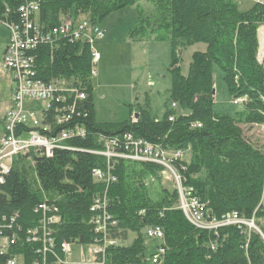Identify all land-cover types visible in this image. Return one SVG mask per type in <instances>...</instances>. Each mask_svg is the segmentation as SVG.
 <instances>
[{
  "label": "trees",
  "instance_id": "16d2710c",
  "mask_svg": "<svg viewBox=\"0 0 264 264\" xmlns=\"http://www.w3.org/2000/svg\"><path fill=\"white\" fill-rule=\"evenodd\" d=\"M28 1L0 0V20L18 23L17 9ZM139 1L42 0L34 21L42 32L67 16H82L100 24L109 14ZM148 1L153 5L152 20H146L149 30L156 38L167 39L171 52V83L160 117L153 116L148 107H139L137 118L97 121L86 43L57 38L30 51L35 79L64 82L86 94L85 100L75 102L70 121V126L83 124L86 135L69 139L65 148L54 150L50 157L32 151L18 154L4 176L0 231L15 234L16 249L10 253L21 255L17 264L55 261L51 251L42 253L40 242L27 240L26 230L42 212L40 204L54 208L52 213L59 218L50 227L56 255L61 256L62 242L93 243L89 208L98 194L101 199L105 194L107 210L116 221L115 226H108L107 235L118 241L106 248L104 264H152L151 249L157 243L145 238L143 229L149 225L160 226L163 233L160 244L165 251L156 264H264V239L255 229L246 225L216 230L194 227L179 209L175 184L162 166L111 158L115 181L106 185L92 177L95 168L107 166L106 157L93 153L104 148L99 138H121L131 133L166 151L188 153V159L183 157L173 165L206 204L210 218L235 212L239 218L252 220L264 233V151L243 129L264 125V67L256 60L257 29L264 24V4L241 11L239 0ZM145 29L133 28L129 36L142 38ZM197 43H203L205 49L191 54L188 72L183 75L181 53ZM214 66L223 74L230 100L243 99L235 105L233 116L213 110ZM165 173L171 185L163 184ZM130 234L134 238L126 243ZM8 257L0 255V264H6Z\"/></svg>",
  "mask_w": 264,
  "mask_h": 264
},
{
  "label": "built area",
  "instance_id": "2783aa9c",
  "mask_svg": "<svg viewBox=\"0 0 264 264\" xmlns=\"http://www.w3.org/2000/svg\"><path fill=\"white\" fill-rule=\"evenodd\" d=\"M40 1L42 0H29L19 6L17 12L20 20L18 23L0 20V23L9 30V42L2 56L1 67L11 73L14 82L9 106L2 116L0 185L3 183L4 176L9 173L13 160L18 154L32 151L34 154L50 157L54 150L65 148L69 139L86 135L83 124L73 123L70 126L72 115L76 111L75 102L85 100L86 94L64 82L45 83L35 79L34 55L30 51L37 44H51L57 38H66L70 42H84L90 50V75L95 77L94 66L100 59V53L95 45L104 38L105 31L99 23L91 22L82 16L76 18L67 16L59 25L42 32L34 21ZM250 1L253 4H264V0ZM257 40L256 60L262 64L264 63V24H261L257 29ZM242 100V98H237L232 100V103L239 106ZM174 106L175 104L172 105V107ZM169 119L171 120V117ZM193 126L200 127V124H193ZM99 141H103L104 148L93 151V153L106 157L107 166L104 169L95 168L92 171V177L96 182H104L108 185L115 181V176L111 172L112 165L109 162L111 158L154 163L165 168L173 178L179 196V209L194 227L201 230H216L218 227L226 225H246L254 229L255 225L252 220L248 222L239 218L235 212L227 213L220 219L209 217L206 204L195 196L193 187L184 182L173 165L175 161L182 160V150L169 152L161 148L160 145L134 137L131 133H125L121 138H99ZM261 204L264 209V187ZM40 208L42 212L36 223L26 230L27 240L40 242L43 254L51 251L55 255L53 264H104L106 248L118 243L117 240L107 235L108 226H115L116 221L107 210L105 194L102 199L99 194L96 195L90 205L88 223L93 227L94 242L84 244L87 246V252L79 253L80 258L77 262L72 261L69 257L70 243L62 242L59 245L61 256L54 253V239L51 236L50 227L59 218L52 213L54 208L51 206L40 204ZM143 233L147 240L157 243L151 249V262L156 264L165 251L160 244L163 238L162 229L158 225H149L143 229ZM260 234L264 239L262 232ZM15 246V234L7 235L0 231V255L8 254L9 256L6 259V264L18 263L21 255L10 253L11 250L16 249Z\"/></svg>",
  "mask_w": 264,
  "mask_h": 264
},
{
  "label": "rangeland",
  "instance_id": "374dc122",
  "mask_svg": "<svg viewBox=\"0 0 264 264\" xmlns=\"http://www.w3.org/2000/svg\"><path fill=\"white\" fill-rule=\"evenodd\" d=\"M252 6L253 2L250 0L238 1V9L241 11H247ZM152 13V3L148 0H141L133 7H125L109 14L102 21L106 34H109L112 39V46L103 47L100 50L98 48L100 41L95 46L102 54L101 60L94 66L97 75L91 78L93 104L100 122L126 120L130 114L129 106L131 104L134 106L135 100L138 103L136 104L137 110L139 107H148L153 116H161L159 111L168 97V89L171 83L168 70L171 62V52L167 39L154 40L151 38L152 32L149 30L151 27H149L146 20L151 22ZM140 26L146 27L144 43L136 42L134 45L129 46L126 39L129 31ZM8 42L9 30L0 23V114L7 106L14 86L11 73L1 67L4 47ZM204 49L205 45L203 43H197L182 51L180 66L183 75L188 72L191 54L194 51H203ZM262 65L264 67V63ZM213 78L214 112L220 115L233 116L237 107L230 100L226 82L218 66L213 68ZM149 81H152V84H148ZM121 111H123V114ZM243 129L245 135L264 151V125H248L244 126ZM183 157L188 159V153L183 152ZM164 175L165 181H163V184L171 185L168 181L169 176L166 173ZM133 238L134 234H130L126 243H130ZM86 252L87 246L72 243L69 257L72 261L77 262L80 258L79 253L85 254Z\"/></svg>",
  "mask_w": 264,
  "mask_h": 264
},
{
  "label": "crops",
  "instance_id": "0c3cea01",
  "mask_svg": "<svg viewBox=\"0 0 264 264\" xmlns=\"http://www.w3.org/2000/svg\"><path fill=\"white\" fill-rule=\"evenodd\" d=\"M103 22H101L100 23V26L103 28ZM104 29V28H103ZM104 31H105V36H104V38L99 42L100 44L98 45L99 47V49L101 50V48H103V47H109V46H112V42H111V37H110V35L108 34H106V29H104ZM151 38L152 39H154V40H159L158 38H156V34L155 33H151ZM127 41H128V44H129V46L130 45H134L136 42H140V43H144V41H145V36L144 37H142V38H132V37H130L129 35L127 36ZM110 43V44H109ZM6 46L7 45H5V47H4V51H5V48H6ZM96 46V45H95ZM99 51V50H98ZM100 52V51H99ZM4 53V52H3ZM101 58H102V54H101V52H100V59H99V61L101 60ZM99 61H98V63H99ZM97 75V74H96ZM148 84H152V81H149L148 82ZM9 99H10V96H9ZM9 99H8V104H7V106L1 111V114H0V117L2 118V116H3V114H4V112L7 110V108H8V106H9ZM165 102V101H164ZM136 104H138L137 103V100H135V105L133 106L132 104L129 106V111H130V114H129V117H131V116H134V112H138V110H137V105ZM163 105H164V103H163ZM163 105H162V109H160V114H162V111H163ZM2 107V106H1ZM121 113L123 114V111H121ZM95 117H96V120L97 121H99L100 122V119H98L97 118V115H96V112H95ZM128 117V118H129ZM158 117H160V115L158 116ZM127 118V119H128ZM116 122H118V121H116ZM1 134H2V124H1V131H0V136H1Z\"/></svg>",
  "mask_w": 264,
  "mask_h": 264
},
{
  "label": "water",
  "instance_id": "95a60500",
  "mask_svg": "<svg viewBox=\"0 0 264 264\" xmlns=\"http://www.w3.org/2000/svg\"><path fill=\"white\" fill-rule=\"evenodd\" d=\"M134 117L135 118L138 117V112L134 113ZM254 229L260 233V230L256 226L254 227Z\"/></svg>",
  "mask_w": 264,
  "mask_h": 264
},
{
  "label": "bare ground",
  "instance_id": "6f19581e",
  "mask_svg": "<svg viewBox=\"0 0 264 264\" xmlns=\"http://www.w3.org/2000/svg\"><path fill=\"white\" fill-rule=\"evenodd\" d=\"M99 23V22H98Z\"/></svg>",
  "mask_w": 264,
  "mask_h": 264
}]
</instances>
